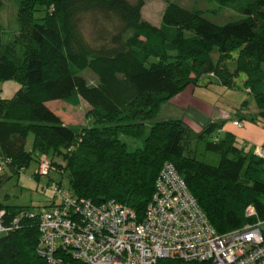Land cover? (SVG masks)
Listing matches in <instances>:
<instances>
[{"label":"trees","instance_id":"16d2710c","mask_svg":"<svg viewBox=\"0 0 264 264\" xmlns=\"http://www.w3.org/2000/svg\"><path fill=\"white\" fill-rule=\"evenodd\" d=\"M206 1L236 3L241 16L216 24L198 9L170 3L155 26L142 18L145 0H21L10 39L0 24V80L19 84L10 98L0 96V159L18 172L38 153L58 157L64 164H52L75 196L114 199L138 218L160 168L171 162L217 233L264 222V155L255 146L220 136L224 121H211L197 133L208 134L206 149L221 154L213 165L180 143L181 119L152 121L164 102L212 73L226 87L245 76L243 88L259 110L238 120L264 128V0ZM85 68L97 83L77 73ZM56 100L86 102L91 126L65 124L47 105ZM248 206L256 216H245ZM1 210L5 225L34 212L0 202ZM39 237L37 216L20 218L0 234V264H46L36 252Z\"/></svg>","mask_w":264,"mask_h":264},{"label":"built area","instance_id":"2783aa9c","mask_svg":"<svg viewBox=\"0 0 264 264\" xmlns=\"http://www.w3.org/2000/svg\"><path fill=\"white\" fill-rule=\"evenodd\" d=\"M257 153L263 156L264 148ZM51 170L41 156L37 174ZM54 196L45 208L22 212L8 225L0 211V234L17 228L22 217L37 216L36 252L46 264H264V222L217 233L171 162L160 168L141 218L114 199L95 203L59 184ZM245 216H256L254 207Z\"/></svg>","mask_w":264,"mask_h":264},{"label":"rangeland","instance_id":"374dc122","mask_svg":"<svg viewBox=\"0 0 264 264\" xmlns=\"http://www.w3.org/2000/svg\"><path fill=\"white\" fill-rule=\"evenodd\" d=\"M20 1L21 0H0V24L7 33L5 39H10L11 36H13V31L17 23V14H19L18 9ZM238 1L240 2V0ZM170 3H175L186 9H198L206 19L216 24H223L241 16L238 10V4L236 3L231 7L220 8L216 3L206 0H145V4L141 10L142 18L155 26H159L161 24L163 12ZM212 55L214 59L217 58L215 50ZM236 56L237 52H231L230 60H234ZM230 64L232 65V63ZM77 73L83 76L90 84H95L98 81L97 76L89 68L79 70ZM214 78L212 73L204 75L199 79L198 85H196L193 90L189 88L187 93L183 94L182 97H179L174 102L169 100L180 94L184 89L171 97L161 105L159 113L152 121H157L160 119V116L166 119H181L185 124L180 143L189 149L193 148L196 150L195 155L199 160L209 164L219 165L221 163V154L206 149V138L210 136L205 134L206 136L202 137L189 126L190 122L187 116H191L188 114L186 116L185 114L188 108L187 106H192L195 102L196 105L210 104L213 107H217L220 109L223 120L227 121L226 123L229 122L228 119L234 116L246 117L247 113L253 114L259 109H257L254 94L250 93L247 88H243L244 75L234 77L232 87L222 86L213 81ZM18 86L19 84L15 80H0V95L11 97ZM48 107L54 109L56 113H60L65 124L80 127H88L92 124L91 118L87 115L89 106L84 101H82L81 105L76 107L63 101L56 100L50 101ZM245 120L249 121L247 119ZM223 135H225V133ZM215 138L217 137L215 136ZM215 138L213 140L217 141ZM31 142L32 135L30 134L26 142L27 149L31 148ZM242 143L243 142H241V144ZM237 147L240 148L239 145ZM255 148V151L258 152L260 146ZM43 155L48 158L51 164V160L62 162L58 157L50 158L48 154L38 153L34 156V160H31L23 170L20 169L16 172L17 169L11 168L8 161L0 159V202L17 206H29L32 207L34 211H37L45 208L49 201L53 197L55 198L54 187L59 179H61V186L68 188L66 175L61 177L59 167L53 164V170L48 174H37L39 158ZM63 164L62 162L61 165ZM261 228L264 230V223Z\"/></svg>","mask_w":264,"mask_h":264},{"label":"crops","instance_id":"0c3cea01","mask_svg":"<svg viewBox=\"0 0 264 264\" xmlns=\"http://www.w3.org/2000/svg\"><path fill=\"white\" fill-rule=\"evenodd\" d=\"M194 87L195 86H190V87L184 89L182 92H180V94L171 98L169 101L174 102L179 97H182L183 94L187 93V90H189V88H192V90H193ZM18 88H19V86H18ZM18 88L15 90V92L18 90ZM0 96L3 98H10V97H5V95H0ZM48 103H47V105H48ZM187 107H188L186 110L187 113L185 112V114H186V116H187V114L191 116V117L187 116V119L190 122L189 126H191L192 130H194L196 132L211 121H222L223 120L220 109H218L217 107H213L210 104L209 105H196V103L194 102L192 106H187ZM52 110L55 111L54 109H52ZM158 113H159V111H158ZM58 115L61 117L60 113ZM159 118L160 119H158L157 121L167 120L166 118L161 117V116ZM234 119H239V117L234 116L233 118L228 119L229 125H228V123H226L227 121L223 120L224 123H223L222 127L218 130L219 131L218 134L220 136L223 135L224 133H229V134L233 135L235 137V139L237 140V142H240V144H241V142H243L241 145H244L245 147H247L249 145L259 147L264 143V128L263 127H261L260 125L254 123L252 121L244 120L243 121L244 126L242 128L241 127L238 128V127L233 126L231 123V121Z\"/></svg>","mask_w":264,"mask_h":264}]
</instances>
